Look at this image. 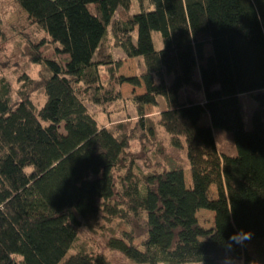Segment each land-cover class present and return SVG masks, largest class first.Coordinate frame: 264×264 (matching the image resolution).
Instances as JSON below:
<instances>
[{
    "label": "trees",
    "instance_id": "1",
    "mask_svg": "<svg viewBox=\"0 0 264 264\" xmlns=\"http://www.w3.org/2000/svg\"><path fill=\"white\" fill-rule=\"evenodd\" d=\"M138 4L131 15L130 0H0V39L17 35L25 45V53L15 52L19 86L0 77V264H109L91 251L68 255L81 227L76 215L142 221L141 250L132 231L107 242L128 264H264V0ZM17 10L22 16L3 22ZM108 33L113 48L141 61L138 76L118 73L123 60L104 47ZM33 65L37 78L26 74ZM123 84L143 91L123 98ZM185 89L201 91L203 100L182 99ZM36 91L39 107L31 99ZM244 94L256 104L249 129ZM159 99L155 124L184 152V164L137 174L129 160L116 191L114 171L133 131L98 124L87 105L108 112L129 101L141 134L153 137L144 108ZM216 129L230 135L234 154L219 152ZM199 210L213 213V228L198 224ZM241 230L251 238L229 239ZM253 242L255 254L246 249Z\"/></svg>",
    "mask_w": 264,
    "mask_h": 264
},
{
    "label": "rangeland",
    "instance_id": "2",
    "mask_svg": "<svg viewBox=\"0 0 264 264\" xmlns=\"http://www.w3.org/2000/svg\"><path fill=\"white\" fill-rule=\"evenodd\" d=\"M121 13V10H118ZM139 12L138 0H130L129 13L135 14ZM22 16V12L17 10L9 13L3 17V22L9 24L17 20ZM31 33V34H30ZM34 31H27V36L29 39H33ZM36 35L40 32H35ZM8 38L5 40L0 39V77L4 78L8 84L16 89L19 83L16 81V77L13 73L14 62H15V52H20L21 50L25 53V45L22 42V38L10 34L7 35ZM108 33L107 40L104 41V47L109 48L114 59L123 60L122 67L119 69L118 73L125 77L138 76L143 68L142 63L139 59H126L121 50L115 49L111 46V39ZM152 42L155 50H160L162 48L161 39L158 33H152ZM41 51V49H40ZM45 57L52 55V51L42 52ZM205 55L210 54V48L208 45L204 47ZM38 66H31L26 74L30 78H37ZM102 78H104L103 68L100 69ZM196 73V77H197ZM143 91L142 87L134 88L130 85L123 84L121 86V95L123 98L131 97L133 94H140ZM182 99L190 98L195 102H201L203 100V93L201 91H193L191 89H185L181 94ZM32 102L36 107H39L43 102V96L40 91L33 93ZM16 95L12 96V101H16ZM239 101L242 106L243 121L247 129L250 128V115L255 108L256 104L249 95H240ZM164 104L162 100L159 99L158 105L156 107L145 106L144 115L147 116V124L154 126V136L153 137H143L138 127V116L134 109V106L129 101H122L115 103L112 107L108 108V112L99 109L98 107L88 104L87 109L94 116L95 120L100 125H104L107 128L112 126H117L119 124H127L128 132L133 131V138L129 141V145L125 150V155L123 156L122 162L120 163L118 169L114 171V179L116 184L118 183L119 176L128 167V161L133 160L135 168L134 172L137 174H150L153 172H160L165 169H171L174 166L184 164V152L180 149L173 148L169 145V137L163 132L162 129L156 126L158 113L163 110ZM207 116H203L202 123L205 122ZM209 120V119H208ZM213 135L215 137L216 145L219 152L232 155L235 150L230 138V135L222 130H214ZM184 181L185 185H190V174L187 169H184ZM116 191H120V186L117 184ZM209 198L215 197V188L212 186L209 189ZM196 219L198 224L203 229L213 228V213L206 210H199L196 212ZM77 220L81 223V227L78 231L76 241L69 251L68 255L75 253L80 250H86L94 252V254L103 255L109 264H128V261L120 253L112 251L107 247V242L110 239H121L123 233H128L130 231L135 233L137 236L133 245L138 249L140 248V243L143 240L142 235V221H137L130 218L129 223L113 219L109 222L103 220L100 215L88 221H83L78 215H76ZM247 251L255 254L256 249H258L257 243H248L246 247ZM65 257V259L68 257ZM223 264H242V261H226Z\"/></svg>",
    "mask_w": 264,
    "mask_h": 264
},
{
    "label": "clouds",
    "instance_id": "3",
    "mask_svg": "<svg viewBox=\"0 0 264 264\" xmlns=\"http://www.w3.org/2000/svg\"><path fill=\"white\" fill-rule=\"evenodd\" d=\"M251 238V233L250 232H244V231H239L232 236H230V240L234 241L236 244H243L245 240H248Z\"/></svg>",
    "mask_w": 264,
    "mask_h": 264
},
{
    "label": "crops",
    "instance_id": "4",
    "mask_svg": "<svg viewBox=\"0 0 264 264\" xmlns=\"http://www.w3.org/2000/svg\"><path fill=\"white\" fill-rule=\"evenodd\" d=\"M20 11V10H19ZM206 120H205V124H208L209 123V120H208V118H205Z\"/></svg>",
    "mask_w": 264,
    "mask_h": 264
}]
</instances>
